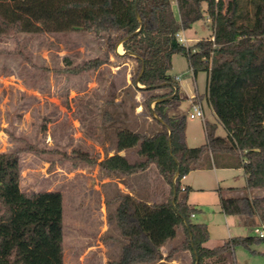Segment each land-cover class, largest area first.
<instances>
[{
  "label": "trees",
  "instance_id": "trees-1",
  "mask_svg": "<svg viewBox=\"0 0 264 264\" xmlns=\"http://www.w3.org/2000/svg\"><path fill=\"white\" fill-rule=\"evenodd\" d=\"M208 18L210 37L189 47L178 40L177 33ZM68 30L109 34L108 52L133 62L131 84L122 91L135 98L136 92L146 94L143 105L156 124L154 130L138 122L134 128L119 123L108 109L102 115L104 131L114 133L113 139L107 137L115 153L98 162L101 172L127 183L125 177L153 167L169 188L164 199L149 203L116 183L112 201L124 240L118 264H166L163 259L171 260L180 250H190L189 264H196V257L199 264L212 257L216 264H239L235 247L251 249L264 243V236H234L214 248L205 246L210 231L206 222L193 220L202 210L189 202L192 187L183 179L206 156L215 164L218 157L227 158L223 165L244 169L250 195L220 192L223 213L264 224V196L255 194L264 189V0H0V35ZM120 42L126 51L118 50L122 55L116 53ZM178 53L187 57L195 75L207 73V99L217 117L206 122V142L195 147L185 142L186 113L169 115L170 101L151 107L175 93L178 81L170 70ZM106 63L96 58L85 65ZM174 99L181 100L178 95ZM220 125L225 135L218 133ZM132 148L139 159L120 154ZM22 151L0 152V264H65L63 194L22 190ZM180 228L181 245L164 257L161 248Z\"/></svg>",
  "mask_w": 264,
  "mask_h": 264
},
{
  "label": "rangeland",
  "instance_id": "rangeland-1",
  "mask_svg": "<svg viewBox=\"0 0 264 264\" xmlns=\"http://www.w3.org/2000/svg\"><path fill=\"white\" fill-rule=\"evenodd\" d=\"M211 34L207 19L184 30V35L191 39L190 45ZM108 36L92 30L0 35V152L23 149L20 155L23 191L62 192L65 264H118L124 240L112 201L117 179L110 178L115 181L102 184L106 175L98 164L102 142L106 155L113 144L107 136L112 135L113 139L114 133L102 131V115L108 109L120 118L119 123L134 128L137 122L145 125L146 117L152 119L143 105L146 94L136 92L135 98L122 91L131 84L133 62L108 52ZM119 51L124 53L123 47ZM96 58L108 63L100 67L85 65ZM174 59L170 74L181 78L180 96L186 99L178 100L179 105L172 111L183 113L188 108L187 98L196 92L194 75L185 55L175 54ZM198 81L199 91L203 92L204 72L199 73ZM133 104L140 106L132 109ZM135 111L142 114L136 115ZM205 111H210L206 102ZM186 126L197 136L196 142L204 139L201 118L191 119L187 115ZM218 132L225 135L224 128ZM211 158L206 156L199 169H207L210 161L215 164ZM149 179L155 190L165 188L156 169ZM189 179L207 188L195 194L192 189L191 194L202 210L193 220L206 222L210 231L208 247L221 245L234 236L256 234L254 228H261L258 218L251 227L244 222L247 221L244 216L223 214L220 195L214 190L219 181L224 196L232 191L228 189L230 186L234 187L235 195H250L245 188L243 169L219 170L217 179L212 171H192ZM142 181L137 180L136 184ZM255 194L264 196V189L256 190ZM182 241L183 235L179 233L169 243L178 246ZM235 257L239 264H264V243L254 244L251 249L236 246ZM206 264L216 263L210 259Z\"/></svg>",
  "mask_w": 264,
  "mask_h": 264
},
{
  "label": "crops",
  "instance_id": "crops-1",
  "mask_svg": "<svg viewBox=\"0 0 264 264\" xmlns=\"http://www.w3.org/2000/svg\"><path fill=\"white\" fill-rule=\"evenodd\" d=\"M173 8L175 10V13H176L177 17L179 18L178 6H177V3L176 2H173ZM182 32H183V35H184V31H182ZM188 40L191 41L190 38ZM194 45H190L189 44V46H194ZM120 47H123V45L122 44H119L116 47V53L117 54H119L117 51L119 50ZM174 58H175V55L172 58V66H173V63H174V60H175ZM188 64H189L190 70L192 71V68L190 66L189 61H188ZM199 73H201V72H199ZM199 73L197 75H195L193 73V75H194V85H195V91L196 92H194L193 94H191L187 98V106H188V108H187V111L186 112H183V113H186L187 115L189 114V112L191 110V107H192V104L196 101L195 99H197L198 102H201L202 103V105L204 107V110H205V102H206V104L209 106V109H210V111H205V120L202 119V122H203L204 127H205V130H206V122L207 121L215 122V121H217V117H216L215 112L213 111V109H212V107L209 104L208 99H207L208 75H207L206 72H204L205 73V87H204V91L203 92H200L199 91L200 86H199V81H198ZM174 78L178 81V94L177 95L180 97L181 100H183V99L185 100L186 99L185 97L183 98V97L180 96V81H181L180 79L181 78H178V77H174ZM160 90L162 91V89H160ZM174 98L171 99V100H168V101L171 102L168 105V108H169L168 109V113H169V115H181L183 113H177L175 111H172L176 106L179 105L177 103L178 100H175ZM153 104L155 105L154 101L151 103V107L152 108H153ZM139 106L137 107V109L139 108ZM135 113H136V115H141L142 114V111H135ZM102 120H103V118H102ZM102 122H103L102 123V131L104 132V128H103L104 121H102ZM145 124L147 126V129H149V130H154L156 128V124L152 121V119H150L148 117L145 118ZM221 129H223V126L222 125L219 126L218 131L221 130ZM196 137L197 136L194 135V134H191L187 130V126H185L184 138H185V142H186L187 146H189V147H195V146H199V145L204 144L206 142V131H205V137H204V139L202 138L200 140V142H196V141H198ZM110 146H109V152H108V155L109 156H111V155H113L115 153V144H112ZM135 150H136L135 148L122 150L120 152V154L128 156L131 161L137 160V159H139V156L136 154ZM101 151H102V158L100 159V161L103 160L104 157H105L104 144H103V142H102V145H101ZM211 159L213 161V158H211ZM226 160H227V158H225V157L224 158L223 157H218L217 158V163L216 164H212L213 165L212 167H208L207 169H204V168L203 169H199V168H197V169H195L193 171H199V170L212 171V172H215L216 179H217V172L219 170H223V169H243L242 167H234V166H225V165H223ZM230 160H231V162L235 163V159L234 158H232ZM210 163H212V162L210 161ZM152 168L153 167H150V168H148L145 171H142V172H139V173H135V174H132L131 176L125 177L124 179H125V181L128 184L121 182L119 179H117V184L121 188L122 191L129 192L132 195H134L135 197H137L138 199H145L149 203H153L155 201L162 200V199H164L168 195L169 188H168V186L165 185V188H163L161 191H157V190H155V188H153L151 186V181L149 179V176H150V173L152 172V170L154 169V168L153 169ZM99 170H100V168H99ZM189 174L186 177H184L183 183L186 186L192 187L193 192H194L193 194H195V191H197V190L198 191H205L207 189L205 186H203V184H199V183H196V182L190 180L189 179ZM105 177L106 178L102 180V184H104L106 181H111V179L109 177H107V176H105ZM145 177L148 178V180H145ZM245 177H246V174H245ZM141 179H143V181L141 183H139V184H136V181L137 180L140 181ZM186 181H188V182H186ZM218 187H219V189H217ZM221 189H222L221 188V183L218 181L217 182V186L214 187V190H217L218 194L220 195V192H222ZM228 189L229 190H232V191H229L228 194H227V196H233V195H235L234 187L230 186V187H228ZM189 202L191 204H193V205L200 204L199 202H194L192 200V194L190 195ZM219 204H220L221 212L223 213L222 206H221V200H219ZM195 217H196V215L193 216V218H195ZM247 221H244V222L245 223H248L251 227H254L256 218H253L250 221L249 220H247ZM255 228H254V230H255ZM179 233H181L183 235V238H184V230H183V228H180L179 229ZM171 240H173V239H171ZM171 240H169V241H171ZM169 241L161 248L164 257H166L174 248H177V247H179L181 245L180 244L178 246H174L173 244H170ZM206 243H205V246H207ZM209 248H214V247H209ZM174 255L175 256H173L172 259L169 261V264H189L190 261H191V259H192V254H191L190 250H180L179 252H175ZM210 259L211 260H214L213 257L212 258H205L204 263L206 264V262L210 261ZM163 261L168 262L167 259H163Z\"/></svg>",
  "mask_w": 264,
  "mask_h": 264
},
{
  "label": "built area",
  "instance_id": "built-area-1",
  "mask_svg": "<svg viewBox=\"0 0 264 264\" xmlns=\"http://www.w3.org/2000/svg\"><path fill=\"white\" fill-rule=\"evenodd\" d=\"M207 20L210 21L209 18ZM177 37H178V40L182 44H184L185 46L189 47V40L183 35L182 32L177 33ZM188 116L191 119L201 118V119L205 120V110H204V107H203L202 103L198 102V101L194 102L192 104V107H191V110H190ZM255 232H256V234H258L260 236H264V224H261V228L256 227L255 228Z\"/></svg>",
  "mask_w": 264,
  "mask_h": 264
},
{
  "label": "water",
  "instance_id": "water-1",
  "mask_svg": "<svg viewBox=\"0 0 264 264\" xmlns=\"http://www.w3.org/2000/svg\"><path fill=\"white\" fill-rule=\"evenodd\" d=\"M138 18L141 20L139 13H138ZM119 44H122V42H120ZM119 44H118V45H119ZM117 52H118V51H117ZM124 53H126V51H124ZM124 53H123V54H124ZM128 53L134 55V53H132V52H128ZM119 54H120V53H119ZM143 68H144V64H143ZM138 86H140V85L138 84ZM177 94H178V87H176V91H175V93H174L173 95L159 98V99L155 100L154 103H157V102H164V101L171 100V99H173ZM155 116H156V115H155ZM156 117H157V116H156ZM177 175H178V173H177ZM177 175H176V176H177ZM173 200H174V199H173ZM196 264H199V257H196Z\"/></svg>",
  "mask_w": 264,
  "mask_h": 264
}]
</instances>
